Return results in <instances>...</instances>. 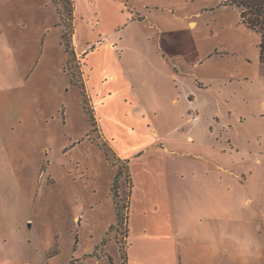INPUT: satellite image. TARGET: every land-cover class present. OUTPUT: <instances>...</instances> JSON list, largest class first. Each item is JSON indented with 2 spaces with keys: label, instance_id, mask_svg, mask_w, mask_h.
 Returning <instances> with one entry per match:
<instances>
[{
  "label": "rangeland",
  "instance_id": "rangeland-1",
  "mask_svg": "<svg viewBox=\"0 0 264 264\" xmlns=\"http://www.w3.org/2000/svg\"><path fill=\"white\" fill-rule=\"evenodd\" d=\"M67 2L0 0V264H264L260 35L222 0H75L71 61ZM166 200L185 232L138 237Z\"/></svg>",
  "mask_w": 264,
  "mask_h": 264
},
{
  "label": "trees",
  "instance_id": "trees-1",
  "mask_svg": "<svg viewBox=\"0 0 264 264\" xmlns=\"http://www.w3.org/2000/svg\"><path fill=\"white\" fill-rule=\"evenodd\" d=\"M67 5L69 6L68 14L63 15V22H64V32L61 36V44L65 46L66 52L70 56V60L77 59V54L75 51V47L72 42V38L74 36V26H73V20H74V12H75V6L72 0H68ZM223 6H231L236 7L239 9L240 12V18L242 23L249 29L257 32L260 35V43H259V60L261 64H264V0H222ZM66 10H64L65 12ZM86 53L83 55L85 56ZM73 58V59H72ZM72 81L75 85H78V83L75 80L74 75H71ZM80 88L83 91V93L86 94V89L83 84V81H81ZM84 94V95H85ZM116 162L119 163V171L115 178V184L112 187V190L115 191V199L119 198L118 194V180L123 175V171L125 170V177L129 188V196H128V203L125 207L127 211V215L123 217L120 206L118 203H115V210L117 214V218L119 223H121L123 220L125 222L129 221V213H130V205H131V196H132V176L130 172V161L128 160H121L118 157H116ZM127 235L126 239L128 240L129 236V229L126 230ZM121 258L123 260V264H128V254L127 250L123 251L121 250ZM112 264V261H111Z\"/></svg>",
  "mask_w": 264,
  "mask_h": 264
},
{
  "label": "crops",
  "instance_id": "crops-1",
  "mask_svg": "<svg viewBox=\"0 0 264 264\" xmlns=\"http://www.w3.org/2000/svg\"><path fill=\"white\" fill-rule=\"evenodd\" d=\"M74 1V5H75V12L76 10L78 9V7H76V2L75 0ZM109 1H112V0H109ZM120 4V3H119ZM77 13V12H76ZM77 34H76V37L74 38V44L76 46V54H77V57H80V56H83L89 49L90 45H86L84 46L81 50L78 49L77 45ZM110 48L113 50L114 48V45H111ZM88 53V52H87ZM86 53L85 56H87L88 54ZM87 86H88V83H87ZM104 138L106 140H108L106 138V136L104 135V132H103V129H100ZM151 134H153L154 136L158 134V130L157 129H153L151 130L150 132ZM109 141V140H108ZM111 145V144H110ZM115 148V147H114ZM113 150V149H112ZM116 151H114V153L116 154V156L121 159V160H125V155H124V152H121L120 150H117L115 148ZM166 151V150H165ZM185 168H172V172L173 173H176L177 171L180 172L179 174H184V170ZM131 172V171H130ZM132 176V174H131ZM211 185V184H210ZM179 183L178 184H175L174 185V189L176 191L175 193V196L177 197L176 199H178V192L177 190L178 189H182V190H188V189H193V187H186L184 189V187H179ZM182 186V185H181ZM189 186V185H188ZM196 188L197 186L194 185ZM194 187V188H195ZM134 189V188H133ZM162 189V188H161ZM167 189V188H166ZM161 192V190H160ZM133 194H134V191L132 190V196H131V205H130V208L131 207H134V201H133ZM160 194L163 195V192H161ZM161 195V196H162ZM165 199L162 198V201H164ZM181 201H184V200H181ZM181 203V202H179ZM162 204L164 205V209L162 207ZM178 204V203H177ZM182 204V203H181ZM162 207V208H161ZM168 208H169V204L166 200V203L164 204L163 202L161 201H156V202H153L152 204V210H166L165 212L166 213H161L159 215H157L156 219H158V221H156L158 224H148V226L144 229V234L142 235H138V237H144L146 238V240H150L151 242H155V241H169L170 243H174L175 242V238L178 237L179 235H182L185 230H186V227H185V224H184V221L183 219L181 218V215L178 214L177 218H176V221L173 222V220H171L169 217H167V211H168ZM146 217V215H145ZM161 219H164L165 221L162 222L160 221ZM128 229H129V222H128ZM130 231V229H129ZM152 231V234H150ZM129 238V237H128ZM157 247V246H156ZM130 257H128V260H129Z\"/></svg>",
  "mask_w": 264,
  "mask_h": 264
},
{
  "label": "built area",
  "instance_id": "built-area-1",
  "mask_svg": "<svg viewBox=\"0 0 264 264\" xmlns=\"http://www.w3.org/2000/svg\"><path fill=\"white\" fill-rule=\"evenodd\" d=\"M194 120H196V118H194Z\"/></svg>",
  "mask_w": 264,
  "mask_h": 264
}]
</instances>
